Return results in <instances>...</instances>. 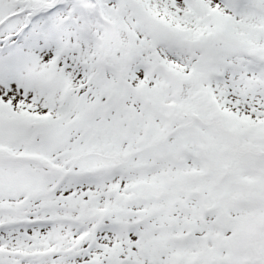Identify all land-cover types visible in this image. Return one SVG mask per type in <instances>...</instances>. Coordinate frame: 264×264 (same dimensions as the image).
Returning a JSON list of instances; mask_svg holds the SVG:
<instances>
[{
    "label": "snow or ice",
    "instance_id": "obj_1",
    "mask_svg": "<svg viewBox=\"0 0 264 264\" xmlns=\"http://www.w3.org/2000/svg\"><path fill=\"white\" fill-rule=\"evenodd\" d=\"M0 264H264V0H0Z\"/></svg>",
    "mask_w": 264,
    "mask_h": 264
}]
</instances>
